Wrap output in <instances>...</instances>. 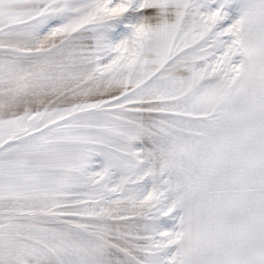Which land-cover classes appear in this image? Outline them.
<instances>
[{
  "label": "snow or ice",
  "instance_id": "6c2138e0",
  "mask_svg": "<svg viewBox=\"0 0 264 264\" xmlns=\"http://www.w3.org/2000/svg\"><path fill=\"white\" fill-rule=\"evenodd\" d=\"M0 264H264V0H0Z\"/></svg>",
  "mask_w": 264,
  "mask_h": 264
}]
</instances>
